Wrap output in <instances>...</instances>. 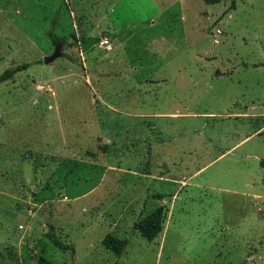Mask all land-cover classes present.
<instances>
[{
  "label": "rangeland",
  "instance_id": "rangeland-1",
  "mask_svg": "<svg viewBox=\"0 0 264 264\" xmlns=\"http://www.w3.org/2000/svg\"><path fill=\"white\" fill-rule=\"evenodd\" d=\"M233 3L0 0V74L30 65L0 84V264H264V0Z\"/></svg>",
  "mask_w": 264,
  "mask_h": 264
},
{
  "label": "trees",
  "instance_id": "trees-1",
  "mask_svg": "<svg viewBox=\"0 0 264 264\" xmlns=\"http://www.w3.org/2000/svg\"><path fill=\"white\" fill-rule=\"evenodd\" d=\"M233 1L234 0H232V5L234 4ZM48 37L50 38V41L54 45H59V46L63 45L64 42L63 37L54 36L51 31L48 32ZM29 66H30L29 63H24L5 69L0 74V84L12 80L17 73L26 70ZM260 165L264 168V161H261ZM157 197L162 199L164 195H157ZM164 218H165L164 208L162 206L157 207L142 219L134 222L133 230L138 232V234L144 239L151 241L162 231ZM48 226L51 227L50 224H48ZM46 236L57 249L63 252L70 251L73 249L71 244H66L62 242L52 232H48ZM128 244H129L128 239H119L111 235H107L101 240V245L105 249L111 251L117 256H120L124 253L125 248L127 247ZM38 264H52V263L39 258Z\"/></svg>",
  "mask_w": 264,
  "mask_h": 264
},
{
  "label": "water",
  "instance_id": "water-1",
  "mask_svg": "<svg viewBox=\"0 0 264 264\" xmlns=\"http://www.w3.org/2000/svg\"><path fill=\"white\" fill-rule=\"evenodd\" d=\"M59 56H60V46L56 45L54 49V53L51 56L44 57L43 62L45 64H48Z\"/></svg>",
  "mask_w": 264,
  "mask_h": 264
},
{
  "label": "crops",
  "instance_id": "crops-1",
  "mask_svg": "<svg viewBox=\"0 0 264 264\" xmlns=\"http://www.w3.org/2000/svg\"><path fill=\"white\" fill-rule=\"evenodd\" d=\"M113 27H110V29H112ZM252 109V108H251ZM256 118H261L263 124L262 126L258 129V132H260V134H264V107H262L261 111L258 112Z\"/></svg>",
  "mask_w": 264,
  "mask_h": 264
},
{
  "label": "built area",
  "instance_id": "built-area-1",
  "mask_svg": "<svg viewBox=\"0 0 264 264\" xmlns=\"http://www.w3.org/2000/svg\"><path fill=\"white\" fill-rule=\"evenodd\" d=\"M107 45H108V40L105 39V38H101L99 40V42L97 43V46L98 48H107Z\"/></svg>",
  "mask_w": 264,
  "mask_h": 264
}]
</instances>
